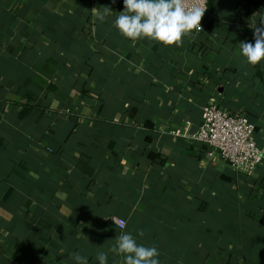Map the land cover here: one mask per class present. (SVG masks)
Returning a JSON list of instances; mask_svg holds the SVG:
<instances>
[{"label":"crops","instance_id":"0c3cea01","mask_svg":"<svg viewBox=\"0 0 264 264\" xmlns=\"http://www.w3.org/2000/svg\"><path fill=\"white\" fill-rule=\"evenodd\" d=\"M122 10L0 0V264H98L138 230L161 264H264V160L234 170L170 133L214 104L264 149V61L244 65L237 45L254 43L264 0H208L182 47L122 37Z\"/></svg>","mask_w":264,"mask_h":264},{"label":"clouds","instance_id":"9594fccd","mask_svg":"<svg viewBox=\"0 0 264 264\" xmlns=\"http://www.w3.org/2000/svg\"><path fill=\"white\" fill-rule=\"evenodd\" d=\"M206 8L205 0H123V10L117 13L112 27L126 39H148L163 46L182 47V37L190 35L193 29L201 31ZM92 11L101 23L113 12L108 6ZM251 28L254 43L240 41L237 45L241 62L254 67L264 61V15L252 20ZM256 153L259 162L264 153L259 149ZM113 222L121 229L127 226L125 220L113 219ZM144 235L143 230H138L136 236L122 231L108 252L121 257L120 264H161L156 246L138 243L137 236ZM108 252L97 253L98 264H108ZM72 258L76 264H88L87 258L79 253H73Z\"/></svg>","mask_w":264,"mask_h":264},{"label":"built area","instance_id":"2783aa9c","mask_svg":"<svg viewBox=\"0 0 264 264\" xmlns=\"http://www.w3.org/2000/svg\"><path fill=\"white\" fill-rule=\"evenodd\" d=\"M205 3L208 8V0ZM253 131L254 125L246 117L233 116L214 104H208L201 109L196 130L178 127L170 133L190 142L206 144L210 159L216 155L234 170L251 172L264 160V156H261L257 162L256 150L264 153V149L259 148L252 138Z\"/></svg>","mask_w":264,"mask_h":264}]
</instances>
